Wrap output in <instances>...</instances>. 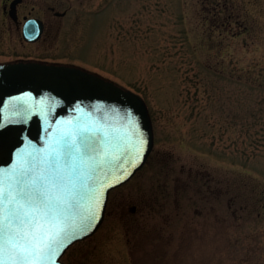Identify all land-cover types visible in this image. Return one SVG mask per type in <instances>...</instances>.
Returning <instances> with one entry per match:
<instances>
[{
    "label": "rangeland",
    "instance_id": "1",
    "mask_svg": "<svg viewBox=\"0 0 264 264\" xmlns=\"http://www.w3.org/2000/svg\"><path fill=\"white\" fill-rule=\"evenodd\" d=\"M10 2L0 63L82 67L138 93L153 123L145 164L61 260L264 264V0H22L17 23ZM25 17L44 23L36 42Z\"/></svg>",
    "mask_w": 264,
    "mask_h": 264
},
{
    "label": "water",
    "instance_id": "2",
    "mask_svg": "<svg viewBox=\"0 0 264 264\" xmlns=\"http://www.w3.org/2000/svg\"><path fill=\"white\" fill-rule=\"evenodd\" d=\"M20 2L9 4L8 15L15 22ZM42 31V20L30 18L23 24L22 36L34 42ZM85 137L102 143L98 152L85 156L95 157L97 166L80 190L77 224L89 210L92 215L85 221L86 234L77 229L76 238L65 240L67 247L62 244L63 250L53 254L54 264H66L61 257L69 246L98 229L109 192L146 162L154 143L151 117L139 94L80 67L34 60L0 63V183L14 181L33 165L41 167V161L51 160L65 140L79 146Z\"/></svg>",
    "mask_w": 264,
    "mask_h": 264
},
{
    "label": "snow or ice",
    "instance_id": "3",
    "mask_svg": "<svg viewBox=\"0 0 264 264\" xmlns=\"http://www.w3.org/2000/svg\"><path fill=\"white\" fill-rule=\"evenodd\" d=\"M101 143L91 137L79 146L65 140L41 167L33 165L14 181L0 183V264H54L53 254L63 250L62 244L67 247L64 241L70 243L77 229L88 228L90 210L79 224L75 217L80 214V190L97 166L95 157L85 156L98 152Z\"/></svg>",
    "mask_w": 264,
    "mask_h": 264
}]
</instances>
